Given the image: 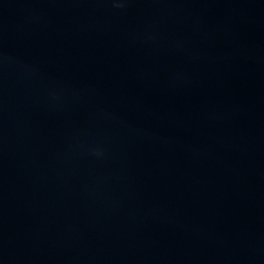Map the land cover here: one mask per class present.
<instances>
[{"label": "water", "instance_id": "1", "mask_svg": "<svg viewBox=\"0 0 264 264\" xmlns=\"http://www.w3.org/2000/svg\"><path fill=\"white\" fill-rule=\"evenodd\" d=\"M0 264H264V0H0Z\"/></svg>", "mask_w": 264, "mask_h": 264}]
</instances>
